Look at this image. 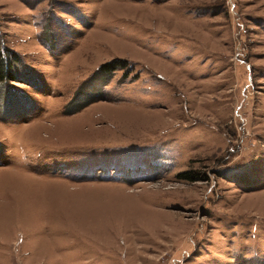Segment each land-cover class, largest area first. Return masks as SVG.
Wrapping results in <instances>:
<instances>
[{
	"label": "rangeland",
	"instance_id": "rangeland-1",
	"mask_svg": "<svg viewBox=\"0 0 264 264\" xmlns=\"http://www.w3.org/2000/svg\"><path fill=\"white\" fill-rule=\"evenodd\" d=\"M7 51L0 264H264V0H0Z\"/></svg>",
	"mask_w": 264,
	"mask_h": 264
},
{
	"label": "trees",
	"instance_id": "trees-1",
	"mask_svg": "<svg viewBox=\"0 0 264 264\" xmlns=\"http://www.w3.org/2000/svg\"><path fill=\"white\" fill-rule=\"evenodd\" d=\"M13 60H17L15 58L14 53L7 51V56L5 55H0V82L5 81V80H15L12 75H11V66ZM126 65V61L124 59L120 58H113L110 61L102 64L100 66V70L104 71H111L119 67H123Z\"/></svg>",
	"mask_w": 264,
	"mask_h": 264
}]
</instances>
